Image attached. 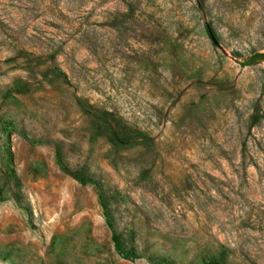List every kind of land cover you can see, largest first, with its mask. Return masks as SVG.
<instances>
[{
    "label": "rangeland",
    "instance_id": "374dc122",
    "mask_svg": "<svg viewBox=\"0 0 264 264\" xmlns=\"http://www.w3.org/2000/svg\"><path fill=\"white\" fill-rule=\"evenodd\" d=\"M259 52L264 0H0V264H264Z\"/></svg>",
    "mask_w": 264,
    "mask_h": 264
},
{
    "label": "trees",
    "instance_id": "16d2710c",
    "mask_svg": "<svg viewBox=\"0 0 264 264\" xmlns=\"http://www.w3.org/2000/svg\"><path fill=\"white\" fill-rule=\"evenodd\" d=\"M262 60H264V52H259V53H256V54L250 56V57L246 60V62H244V64H254V63L260 62V61H262ZM22 89H23V88H18V85H17V86H15V87H13V88L7 90V91L5 92V96H12V95H14V94L17 93V92H21ZM65 171H66L67 173H69V174L75 176L76 178L81 179V178H80V175L77 174L76 172H73V171L70 170V169H65ZM121 239H122V236H121V235H114V236H113V240H114V242H115L116 247H120V240H121ZM132 251H133L132 253H134L133 255L135 256V255H136V254H135V250L133 249ZM131 257H133V256H131ZM153 258H154V255H148V256H147V259H148L149 261H151ZM46 264H50V263L47 262Z\"/></svg>",
    "mask_w": 264,
    "mask_h": 264
}]
</instances>
